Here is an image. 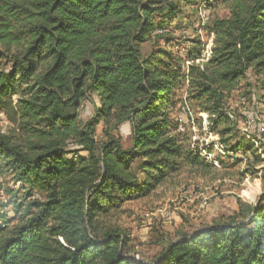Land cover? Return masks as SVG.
<instances>
[{
    "label": "trees",
    "instance_id": "obj_1",
    "mask_svg": "<svg viewBox=\"0 0 264 264\" xmlns=\"http://www.w3.org/2000/svg\"><path fill=\"white\" fill-rule=\"evenodd\" d=\"M202 2L223 11L202 28L213 35L206 61L196 62L204 50L198 31L180 51L166 42L141 52L157 26ZM208 3L0 0V60L9 67L0 72V97L18 107V134H0V193L11 182L26 205L15 206V224L2 218L0 264H264V181L254 205L235 200L231 216L181 233L151 263L135 258L124 230L105 223L172 177L216 171L192 141L193 125L204 134L201 115L227 159L260 162L264 143L238 139L231 102L245 83L241 98L257 89L264 105V0ZM249 72L255 84L246 83ZM87 103L91 116L81 120ZM127 123L123 149L117 133Z\"/></svg>",
    "mask_w": 264,
    "mask_h": 264
},
{
    "label": "rangeland",
    "instance_id": "obj_2",
    "mask_svg": "<svg viewBox=\"0 0 264 264\" xmlns=\"http://www.w3.org/2000/svg\"><path fill=\"white\" fill-rule=\"evenodd\" d=\"M203 4L204 2L193 9H182L168 24L157 26L150 34V41L142 46L141 52L147 54L153 45L163 46L166 42L173 50L180 51L185 47L187 40L196 35L198 31L199 10ZM220 8L221 6L218 5L217 8L209 9L208 22L213 16L223 14ZM156 31H162V34H156ZM200 37L205 45L204 48L209 44L211 50L213 37L209 36L205 29L201 31ZM8 68L4 61L0 60V72L8 71ZM248 76L246 83L255 84L256 77L251 72ZM245 85V83L242 84L240 95L236 93L231 102L241 133L238 139L242 137L246 141L256 137L264 143V105L258 100L259 91L257 89L252 93L250 100L241 98L243 92L247 91ZM17 109L15 98L0 97L2 116L0 134H18ZM91 113L92 105L87 103L79 111V117L81 120H86ZM202 127L204 134H199L197 127L192 126V139L195 138L200 148H206L207 154L211 155L210 163L216 167V171L209 176L199 178L185 173L172 177L170 182L158 188L146 200L127 204L116 215L105 220L107 225L118 227L128 234L136 253V259L153 262L164 247L171 241H175L181 233L193 232L211 224L213 220L231 216L236 211L235 200L237 199L242 203L254 205L258 196L262 194L264 179H262L261 169H264V153L257 151V154H260V162L256 165L248 164L244 158H239L237 163H233L218 153L219 142L216 137L206 135L207 124L203 123ZM100 129L99 126L97 128L98 140ZM117 135L121 139L122 148L128 149L130 147V125L123 124ZM250 142L256 148L255 143L252 140ZM218 161H222L225 164L224 167L218 164ZM2 186L0 224L7 221L8 226H11L18 221L15 206L21 204L25 208L26 205L22 201L23 192L13 187L11 182L4 183ZM36 191L33 189V199L41 196ZM164 211L172 214L169 222H165L161 216Z\"/></svg>",
    "mask_w": 264,
    "mask_h": 264
},
{
    "label": "built area",
    "instance_id": "obj_3",
    "mask_svg": "<svg viewBox=\"0 0 264 264\" xmlns=\"http://www.w3.org/2000/svg\"><path fill=\"white\" fill-rule=\"evenodd\" d=\"M210 2H211V0H209V3L208 4H210ZM207 6H208L207 4L206 5H202L201 8H200V10H199V21H200L199 22V28L200 29L198 28V34H199V36H201L202 28L205 26L206 21L208 20L209 9H208ZM155 33L156 34H162V31H156ZM210 36L213 37V35H210ZM210 53H211L210 45L208 44V46L204 48L203 52L200 55L201 59L198 60V61H196V62H199V61L204 62V61H206L209 58ZM188 64H189V62L186 63V65H188ZM181 110H182V112L184 114H187L188 113V108H187L186 105L183 106V108ZM1 117L2 116L0 114V118ZM201 117H202L203 123L206 124V116L205 115H201ZM179 131H183V129L180 128ZM192 141L193 142L196 141L194 137H193ZM255 146L257 147L256 144H255ZM217 148H218V153L220 155H222L223 157H225L226 156V151H225L224 147L219 144ZM258 152L260 153V149H258ZM207 153L208 152L204 148H200L199 155L202 156L208 162H211V159H209V157L211 158V155L210 154H207ZM229 156H230V154H229ZM161 216H162V218H163V220L165 222H169L171 220L172 214L169 211H164V212H162Z\"/></svg>",
    "mask_w": 264,
    "mask_h": 264
}]
</instances>
